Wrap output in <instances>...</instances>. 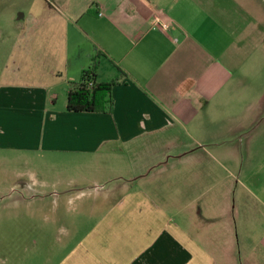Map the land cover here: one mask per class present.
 <instances>
[{
	"label": "crops",
	"instance_id": "crops-1",
	"mask_svg": "<svg viewBox=\"0 0 264 264\" xmlns=\"http://www.w3.org/2000/svg\"><path fill=\"white\" fill-rule=\"evenodd\" d=\"M235 2L31 0L39 11L11 19L17 31L8 53L10 71L0 77V152L31 155L56 166L57 184L66 182L63 190L51 193L57 197L83 189L101 192L104 183L122 181L123 168L128 183L150 171L154 175L172 155L143 166L145 150L159 148L145 142L163 135L162 146L168 149L181 144L171 135L186 133L203 153L206 145H215L218 161L233 168L238 194L264 210V85L241 75V38L246 36L234 12L227 14ZM95 55V82L118 80L109 93L110 111L68 112L67 90ZM241 83L261 89L242 95ZM230 150L234 157H228ZM192 178L184 176L179 184L190 207ZM90 179L85 188H75L77 181ZM18 183L24 189V182ZM156 195L155 183L153 213L164 217L138 228L143 241L134 253L124 256V230L152 211L143 209L139 195L129 193L117 206L102 208L106 216L71 252L79 253L73 264H202L209 261L206 230L213 226L224 229L223 241L231 251L234 215L224 210L221 223L201 226V234L187 220L180 239ZM262 212L253 229L264 231ZM256 243L260 253L240 256L236 264H264V234Z\"/></svg>",
	"mask_w": 264,
	"mask_h": 264
},
{
	"label": "rangeland",
	"instance_id": "rangeland-1",
	"mask_svg": "<svg viewBox=\"0 0 264 264\" xmlns=\"http://www.w3.org/2000/svg\"><path fill=\"white\" fill-rule=\"evenodd\" d=\"M31 10H40V7L32 5L31 0H0V77L10 71L8 53L17 31V22H12L11 19L19 12L26 14ZM229 10L227 14L234 12L239 32L246 36L241 38V48L244 47L241 49V75L245 80L250 78L255 83L260 82L263 87L264 0H236L235 6L231 5ZM242 84V95L252 96L258 94L261 89L257 85L248 87ZM250 102L252 101H248ZM262 126L263 124L259 127ZM188 136L186 133L175 132L171 135V140L181 144L177 147L170 145L168 149L162 146L167 138L163 135L145 142L147 145L157 144L159 148L151 147L145 150L143 166L153 158L164 160L167 155H172L167 167L159 168L154 175L150 171L146 177H138L128 183L124 182L123 168L122 181L104 183L101 192L83 189V192L73 191L57 197L51 193L63 190L66 182L57 184L56 166L44 165L40 163V159L31 155L0 152V264H61L69 258L66 264H73L79 253L71 252L100 222L98 218L106 216L102 214V208L108 205L117 206L129 193L132 196L139 195L143 209L147 206L146 208L152 211L143 215V219L139 216L141 220L136 219L135 224L131 223L134 227L124 230V256L134 253L136 246L143 241L138 228L153 221L155 217L160 220L164 217L163 213L158 211L153 213L155 183L158 185L156 199L166 210L171 219L170 228L174 229L180 239L184 235L187 220L194 226L191 228H196V232L201 234V226L217 221L221 223L224 210L230 213L232 219L234 215L236 228L231 226V232L235 243L231 251L225 247L226 239L223 241L224 229L221 230L217 226L208 228L206 241L209 261L202 264H236L240 256L243 258L245 254H259L260 249L256 242L263 236L264 231L260 228L253 229L252 226L261 221L263 208L254 202L251 203L248 197L238 194L240 189H235L236 177L233 168L223 161H218V148L215 145H206L207 150L203 153L199 147L192 144L193 140ZM217 139L218 136L214 140ZM258 142L260 143V140ZM182 152H186L185 155H182ZM179 154V159H176L175 156ZM228 157H234L232 150L228 151ZM24 158L28 161L23 162ZM156 176H159L157 181ZM184 176H193L190 187L187 188L193 200L191 207L190 199H186L184 195L185 188L183 190L179 186ZM168 177L172 180L171 187ZM20 180L24 182V189L21 188L23 185L18 183ZM89 182L93 180L79 183L77 181L75 188H85L83 186L89 185ZM170 198L174 200L167 203ZM134 234L139 237L137 245L132 244L136 237ZM241 264L245 263L242 261Z\"/></svg>",
	"mask_w": 264,
	"mask_h": 264
},
{
	"label": "trees",
	"instance_id": "trees-1",
	"mask_svg": "<svg viewBox=\"0 0 264 264\" xmlns=\"http://www.w3.org/2000/svg\"><path fill=\"white\" fill-rule=\"evenodd\" d=\"M98 55L92 58L89 67L82 71L79 80L72 83L66 93V111L94 112L110 111V90L117 84V79L107 82H95V72L98 67Z\"/></svg>",
	"mask_w": 264,
	"mask_h": 264
},
{
	"label": "built area",
	"instance_id": "built-area-1",
	"mask_svg": "<svg viewBox=\"0 0 264 264\" xmlns=\"http://www.w3.org/2000/svg\"><path fill=\"white\" fill-rule=\"evenodd\" d=\"M100 15H101V14L99 13L98 16H100ZM160 28H161V29H166L167 27H166V25H161Z\"/></svg>",
	"mask_w": 264,
	"mask_h": 264
}]
</instances>
